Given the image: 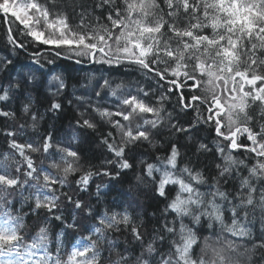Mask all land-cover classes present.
Instances as JSON below:
<instances>
[{
    "label": "snow or ice",
    "instance_id": "6c2138e0",
    "mask_svg": "<svg viewBox=\"0 0 264 264\" xmlns=\"http://www.w3.org/2000/svg\"><path fill=\"white\" fill-rule=\"evenodd\" d=\"M69 11L79 17L75 27L69 23ZM0 12L10 14L11 21L23 26L33 41L52 46L56 57L75 56L104 64L126 61L157 77L158 84L167 81L176 88L203 91L205 95L190 98L181 93L179 102L185 109L196 107L192 102L197 101L208 106L207 116L200 115L197 107V122L213 123L222 161L216 165L218 177L209 190L201 191L208 180L187 165L179 168L180 153L172 144L169 155L156 158L159 165L146 164L144 176L137 177L140 182L145 177L151 180L157 194L166 199L168 186H175L176 194L165 209L166 214H174L172 221L145 240L127 210L105 212L89 235L65 252L59 238L50 247L53 242L46 225L38 227L30 243L24 242V220L13 194L23 189L29 193L24 199L33 201L34 210L53 213L59 201L56 186L62 187L69 176L82 171L80 155L71 147L54 144L51 135L36 145L20 143L17 131H7L9 151L0 153V264H252L258 251L264 264V0H0ZM8 31L9 42L16 43L11 28ZM17 46L24 47L22 43ZM19 87V83L0 86V101L10 100L12 90ZM101 87L111 85L105 80ZM122 87L117 85L111 94L117 96ZM139 93L149 95L139 89L137 94L118 96L116 111L94 109L113 129L101 141L115 158L107 163L121 170L132 168L126 156L129 146L151 143L152 130L165 121L163 101L168 97L162 94L153 105ZM60 107L55 102L51 105L52 110ZM29 108L25 104L23 112ZM15 115L0 111L3 117L14 119ZM31 119L35 129L37 116ZM77 124L97 128L87 118ZM170 127L189 131L175 124ZM23 129L20 124L18 131ZM241 149L244 158L234 154ZM209 150L199 144L198 151ZM40 152L59 156V162L50 165L56 174L37 167L31 153ZM100 174L112 175L106 170L83 171L76 183L86 187L93 175ZM228 178L237 179L231 192L221 190V180L226 183ZM74 203L82 207L79 201ZM54 218L62 219L60 215ZM185 219L192 225L206 220L213 234L202 239ZM257 222L262 225L259 237L253 231ZM121 226L130 227L140 245L138 254L128 248L120 250L118 241L110 238Z\"/></svg>",
    "mask_w": 264,
    "mask_h": 264
},
{
    "label": "trees",
    "instance_id": "16d2710c",
    "mask_svg": "<svg viewBox=\"0 0 264 264\" xmlns=\"http://www.w3.org/2000/svg\"><path fill=\"white\" fill-rule=\"evenodd\" d=\"M41 2L46 3L47 0ZM69 23L73 27L79 24V17L71 11ZM9 28L16 46L8 40ZM21 43L24 47L18 48L17 45ZM51 49L52 46L41 45L25 35L23 26L11 21L9 14L5 17L0 16V86L7 87L9 83L20 84L19 88L13 89L10 93V100L0 101V111L16 114L14 119L0 116V153L9 151L10 138L5 135L7 131H17L16 139L20 143L31 142L36 145L51 135L54 144L71 147L79 153L82 168L81 172L69 176L62 187L56 186L59 201L58 208L54 209L53 213L47 212L46 209L34 210L33 201L24 199L29 193L23 192V189L13 194L15 208L21 211L24 220V242L30 243L38 227L46 225L53 242L50 247L54 246L59 238L61 247L68 252L76 246L78 240L89 235V229L97 224L98 217L105 212L122 213L125 210L129 212L145 240L151 239L161 232L166 222L172 221L174 214L170 212L166 214L165 209L176 191L175 186H168L166 199L157 194L155 184L151 180L145 177L143 182L138 181V176H144L146 164L159 165L156 158L169 155L172 144H175L180 153L177 159L178 167L183 168L187 165L199 170L208 180V184L200 186L201 191H208L214 182L213 178L218 177L219 170L216 165L222 163L216 151L219 138L212 122H197L198 112L203 116L209 114L206 111L208 106L197 101L192 102L196 107L185 109L179 102L181 93L190 98L192 95H202V91L188 86L177 89L167 81L158 84L157 77L146 74L145 70L126 61L120 64H104L75 56L56 57ZM37 53L38 56L35 55ZM78 59L81 60L80 63L76 62ZM36 60H39V63H36ZM105 80L109 81L111 88L101 87ZM117 85L123 87L117 91V96H113L112 90ZM139 89L149 93L147 97H144L143 93L139 94L153 105L157 104L162 94L168 97L163 101L165 121L160 128L152 130L151 143L143 142L129 146L126 156L132 168L121 170L115 163H107L115 158L101 141L113 129L101 120L94 109L107 108L116 111L120 107L118 96L137 94ZM96 92H100V96H97ZM54 102L61 105L60 109H51ZM25 104L30 106L28 113L23 112ZM32 115L37 116L35 129L31 127ZM82 118L95 122L96 130L78 126L77 121ZM20 124L24 125L22 131H18ZM172 124L187 128L189 131L177 132L170 127ZM241 141L247 143L244 138ZM201 143L206 144L210 150L198 151ZM234 154L240 158L246 155L243 149ZM31 155L38 168L56 174V170L50 165L54 160L59 162L58 155L51 156L43 152ZM88 170L94 173L106 170L112 175H93L86 187L78 185L76 181L83 171ZM236 187V178H228L226 183L221 180V190L231 192ZM75 201H79L82 207L76 208ZM55 215H60L62 219L56 220ZM184 222L197 228L202 239L213 234L204 219L200 225H192L188 219ZM67 225L73 227L69 228ZM216 230H219L218 226ZM261 230L262 225L257 222L253 229L257 237ZM110 238L118 241L120 250L128 248L136 254L140 251L139 242L134 239L130 227L121 226V230L113 232ZM259 255L258 251L253 257L252 264H260Z\"/></svg>",
    "mask_w": 264,
    "mask_h": 264
},
{
    "label": "rangeland",
    "instance_id": "374dc122",
    "mask_svg": "<svg viewBox=\"0 0 264 264\" xmlns=\"http://www.w3.org/2000/svg\"><path fill=\"white\" fill-rule=\"evenodd\" d=\"M0 14H4V13H2V12H0ZM5 15V14H4ZM10 15V14H9ZM15 44V43H14ZM15 46H16V44H15ZM177 89H179V88H177ZM202 95H205V93L202 91ZM241 139H243V137H241ZM247 143H249L248 141H247Z\"/></svg>",
    "mask_w": 264,
    "mask_h": 264
},
{
    "label": "water",
    "instance_id": "95a60500",
    "mask_svg": "<svg viewBox=\"0 0 264 264\" xmlns=\"http://www.w3.org/2000/svg\"><path fill=\"white\" fill-rule=\"evenodd\" d=\"M0 16H3V17H5V15L4 14H0ZM19 48V47H18Z\"/></svg>",
    "mask_w": 264,
    "mask_h": 264
}]
</instances>
